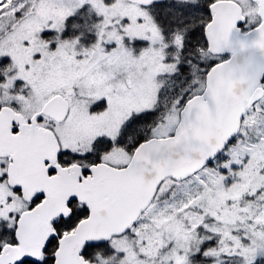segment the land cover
<instances>
[{
	"label": "snow or ice",
	"instance_id": "1",
	"mask_svg": "<svg viewBox=\"0 0 264 264\" xmlns=\"http://www.w3.org/2000/svg\"><path fill=\"white\" fill-rule=\"evenodd\" d=\"M0 264H264V0H0Z\"/></svg>",
	"mask_w": 264,
	"mask_h": 264
}]
</instances>
